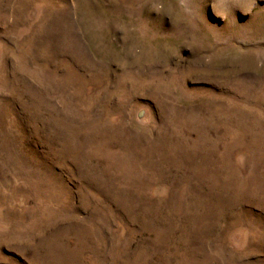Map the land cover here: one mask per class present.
<instances>
[{
    "label": "rangeland",
    "instance_id": "374dc122",
    "mask_svg": "<svg viewBox=\"0 0 264 264\" xmlns=\"http://www.w3.org/2000/svg\"><path fill=\"white\" fill-rule=\"evenodd\" d=\"M0 264H264V0H0Z\"/></svg>",
    "mask_w": 264,
    "mask_h": 264
}]
</instances>
